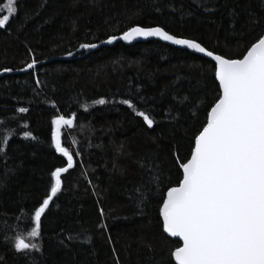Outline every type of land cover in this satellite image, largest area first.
Returning a JSON list of instances; mask_svg holds the SVG:
<instances>
[{
    "label": "trees",
    "instance_id": "trees-1",
    "mask_svg": "<svg viewBox=\"0 0 264 264\" xmlns=\"http://www.w3.org/2000/svg\"><path fill=\"white\" fill-rule=\"evenodd\" d=\"M7 6L0 0V18ZM15 8L0 28V71L33 60L39 66L0 78V133L10 137L0 154V264H175L170 252L182 244L163 232L159 208L182 179L180 164L218 96L215 64L157 41L81 45L134 26L160 27L242 58L264 30V0H16ZM125 99L154 120L152 128ZM60 115L74 116L71 129L61 128L74 166L61 175L31 241L39 251L17 253L13 238L27 237L51 173L67 167L51 142V121ZM138 189L146 196L140 206ZM68 234L77 239L68 242Z\"/></svg>",
    "mask_w": 264,
    "mask_h": 264
},
{
    "label": "snow or ice",
    "instance_id": "snow-or-ice-1",
    "mask_svg": "<svg viewBox=\"0 0 264 264\" xmlns=\"http://www.w3.org/2000/svg\"><path fill=\"white\" fill-rule=\"evenodd\" d=\"M15 3L16 0H8V14L0 18V28L15 14ZM138 37H158L210 57L219 82L218 96L207 113L206 123L194 136L190 159L180 164L182 179L178 186L168 188L159 208L163 232L182 241V246L170 252L171 258L175 264H264V30L246 54L236 59L214 54L201 44L176 38L160 27L134 26L119 39L131 42ZM116 39L113 36L107 43ZM35 63L33 60L27 67L31 69ZM95 103L103 105L106 100ZM121 103L142 117L148 128L153 127L154 120L144 111H137L130 100ZM84 110H88L86 106ZM18 111L26 113L28 109L20 107ZM51 124V142L55 151L67 158V167H58L51 173L54 183L50 194L29 217L34 226L27 237L18 234L13 238L17 253L39 251L31 241L40 237L42 216L61 191V174L74 166L73 155L61 145V128L71 129L74 116L66 119L60 115ZM29 137L30 133L25 132L24 138ZM9 139L6 133H0V154L6 156L4 148ZM137 192L140 206L146 196L139 189ZM65 239L74 242L77 237L68 234ZM65 239L60 243L67 246Z\"/></svg>",
    "mask_w": 264,
    "mask_h": 264
},
{
    "label": "water",
    "instance_id": "water-1",
    "mask_svg": "<svg viewBox=\"0 0 264 264\" xmlns=\"http://www.w3.org/2000/svg\"><path fill=\"white\" fill-rule=\"evenodd\" d=\"M162 29H163V28H162ZM163 30H164V29H163ZM164 31H165V30H164ZM167 33H168V32H167ZM170 35H171V34H170ZM121 36H122V35H121ZM119 37H120V36H117V39H116L113 43H111V44L107 43V41H106V42H104V43H101V44L97 45V47H95V48H91V50H97V49H99V48H101V47H113L114 45H116V44H118V43L125 44L126 46H133V45L138 44V43H146V42H150V41H157V42H160V43H163V44H166V45L172 46V47H174V48H178V49H181V50L189 51V52H191V53H193V54H195V55H197V56H200V57H202V58H204V59H207V60H209L210 62H212L213 64H215V62L212 61L210 57H207V56L203 55L202 53H196L194 50H192V49H188V48H186L185 46H181V45H173L171 42L161 40V39L158 38V37H149V38H147V39H145V38H143V37H138L137 39H135V40H133V41H131V42H127V41L121 40V39H119ZM174 37H175V36H174ZM176 38H178V37H176ZM201 46H202V45H201ZM202 47H203V46H202ZM85 49H86V48H82L80 51H84ZM70 57H71V56H69V57H65L64 59H68V58H70ZM38 66H39V64H35L34 67L31 68V69H29V68L27 67V68H25V69H23V70H19V71H7V72H6V71H0V78H2V77H4V76H8V75L27 74V73H29L30 71L36 69ZM218 83H219V82H218ZM166 234H167V233H166ZM170 238H172V239H174V240H177V241H179V242L182 244V241H181L178 237H170Z\"/></svg>",
    "mask_w": 264,
    "mask_h": 264
},
{
    "label": "rangeland",
    "instance_id": "rangeland-1",
    "mask_svg": "<svg viewBox=\"0 0 264 264\" xmlns=\"http://www.w3.org/2000/svg\"><path fill=\"white\" fill-rule=\"evenodd\" d=\"M10 17H11V16H10ZM9 20H10V19H9ZM7 23H8V22H7ZM62 174H63V173H62ZM62 174H61V175H62Z\"/></svg>",
    "mask_w": 264,
    "mask_h": 264
},
{
    "label": "bare ground",
    "instance_id": "bare-ground-1",
    "mask_svg": "<svg viewBox=\"0 0 264 264\" xmlns=\"http://www.w3.org/2000/svg\"><path fill=\"white\" fill-rule=\"evenodd\" d=\"M104 43V42H103ZM99 45V44H98Z\"/></svg>",
    "mask_w": 264,
    "mask_h": 264
}]
</instances>
